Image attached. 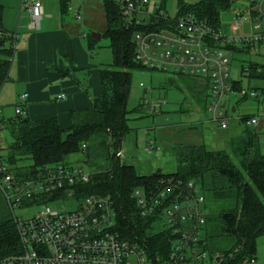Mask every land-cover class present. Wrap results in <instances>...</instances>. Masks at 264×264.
Segmentation results:
<instances>
[{"label":"built area","instance_id":"obj_1","mask_svg":"<svg viewBox=\"0 0 264 264\" xmlns=\"http://www.w3.org/2000/svg\"><path fill=\"white\" fill-rule=\"evenodd\" d=\"M147 4V0H139L137 6L126 3L121 7L123 17L130 21L136 15L140 22L138 16L145 15L140 8ZM155 9L158 11L159 7ZM28 10L29 30H39L44 16L42 3L34 1ZM234 17L231 34H224L208 22L186 14L160 31L139 32L133 37L138 65L192 77L209 89L207 112L210 121L220 130L244 121V118L233 120L230 109L222 105L231 94L243 101L260 99L261 108L246 123L258 128L264 121V88L260 91L243 88L242 80L229 83L230 61L224 56V52L232 51L230 47L249 49L253 44H264V0H249L246 12L236 11ZM261 72L262 68L256 66L254 74ZM242 74L249 81L250 68L242 69ZM237 83L241 86L235 89ZM150 108L156 112L153 102ZM232 111L234 113L235 108ZM14 114L23 117L25 112L16 106ZM158 149L149 141L144 151L152 154ZM115 156L120 159L121 151ZM92 178L93 174L82 168L66 164L44 165L22 177L0 156V192L12 213L11 221L20 246L17 252L1 259L0 264H151L148 253L141 246L122 239L114 231L116 215L111 197L85 195L83 187ZM132 198L142 218L162 221L165 230L171 231L170 253L164 264L224 263L222 257L211 256L201 248L205 198L195 183L167 176L155 184L135 189ZM70 203L72 208L68 207ZM16 208H34L36 212L21 218L14 215ZM252 263L253 260H247L242 264Z\"/></svg>","mask_w":264,"mask_h":264},{"label":"trees","instance_id":"obj_2","mask_svg":"<svg viewBox=\"0 0 264 264\" xmlns=\"http://www.w3.org/2000/svg\"><path fill=\"white\" fill-rule=\"evenodd\" d=\"M69 0H61V10H67ZM107 19L103 37L110 43L111 68L99 70L101 95L92 101L86 111L71 112L72 127L63 139V131L55 118L31 121L15 117L3 120V129L9 132L7 163L22 177L44 165L64 164L66 158L88 149L89 142L97 147L116 150L109 157V169L93 174L92 181L83 187L85 195H109L114 203L115 227L119 236L141 246L149 255L151 264H164L170 253L171 231H154V219L139 215L132 193L135 189L155 184L160 178L174 176L198 184L204 198L219 205L215 216L205 215L204 237L201 248L211 256L217 255L223 264H242L256 260V241L264 235V155L260 151L259 132L246 124L226 140V148L211 150L204 144L186 145L176 152L178 171L149 176L137 173L133 166L122 165L115 154L121 148L126 134L127 98L131 72L143 68L135 62L133 37L139 32L160 31L186 14L208 22L220 29V16L231 9L234 0H198L196 4H178L177 16L171 19L159 11L144 24L137 16L126 21L121 7L128 2L138 5L139 0H102ZM3 9L0 7V89L9 81L14 38L4 30ZM90 49L95 40L90 39ZM232 51L236 47H230ZM256 65H250V79L264 80V72L255 75ZM237 83L234 88H240ZM232 111V110H231ZM229 131V129L224 130ZM230 132V131H229ZM30 159L28 166H17L18 161ZM15 225L10 220L0 222V260L19 250Z\"/></svg>","mask_w":264,"mask_h":264},{"label":"rangeland","instance_id":"obj_3","mask_svg":"<svg viewBox=\"0 0 264 264\" xmlns=\"http://www.w3.org/2000/svg\"><path fill=\"white\" fill-rule=\"evenodd\" d=\"M120 3L122 0H115ZM142 1V0H141ZM148 4L140 9L145 15H139L138 19L146 23L150 16L156 12L163 13L171 19L178 13L180 2L193 5L198 0H147ZM249 0H234L231 9L220 16V30L224 34H231L230 27L233 24L234 12H246ZM159 7L157 11L155 8ZM246 23L244 27L246 28ZM94 55L100 59L102 67L111 68L112 52L109 40L102 37L94 48ZM224 56L230 61V79L232 81L242 80L243 88H264V80L244 78L242 69L256 65L264 72V44H253L249 49L238 47L235 51L224 52ZM142 85V86H140ZM210 91L201 86L194 78L182 75H171L169 73L137 68L131 72L129 81V93L126 104V118L129 132L126 134L121 148L122 156L119 159L122 165L133 166L138 174L149 176L160 171L163 175L175 174L179 165L176 152L186 145L204 144L212 150L225 149L228 136L234 131L240 130L245 123L235 122L229 129L230 132L219 135L216 123L210 121L207 108L210 102ZM153 102L156 112L150 108ZM222 105L230 109L229 113L233 120L254 116L261 108L260 99L239 100L238 95L231 94L226 97ZM8 112L14 111V106L5 107ZM232 108L235 112L232 113ZM4 109V108H3ZM1 112V110H0ZM2 116V114H1ZM15 116V114H14ZM9 121V120H6ZM249 127V125H247ZM252 128V127H251ZM255 129V128H253ZM259 140L264 138V133L259 132ZM68 131L63 132V139ZM149 141L156 143L158 150L147 154L144 149ZM12 138L6 129L0 130V156L7 159L9 146ZM96 142L88 143L87 151H80L66 158L64 164L80 167L86 173L95 174L106 172L109 169V157L116 152L112 148L97 147ZM227 149V148H226ZM30 159L20 160L17 166H28ZM199 187V185L197 184ZM200 188V187H199ZM73 204H68L72 208ZM206 218L215 216L219 211V205L213 200L205 199L202 207ZM34 208H16L14 215L26 218L34 215ZM12 219V213L6 204L4 196L0 192V222ZM165 229L162 221L154 224V231ZM204 235H202V238ZM252 264H264V235L256 241V260Z\"/></svg>","mask_w":264,"mask_h":264},{"label":"crops","instance_id":"obj_4","mask_svg":"<svg viewBox=\"0 0 264 264\" xmlns=\"http://www.w3.org/2000/svg\"><path fill=\"white\" fill-rule=\"evenodd\" d=\"M34 1L0 0L3 28L14 38L9 81L0 89L1 117L15 118L5 107L20 106L31 121L55 118L60 129L69 132L71 112L89 110L101 95L103 63L94 48L107 30L104 5L102 0H69L63 13L61 0H39L44 16L39 30L30 31L28 6ZM91 38L96 43L90 49ZM259 146L264 155V138Z\"/></svg>","mask_w":264,"mask_h":264},{"label":"water","instance_id":"obj_5","mask_svg":"<svg viewBox=\"0 0 264 264\" xmlns=\"http://www.w3.org/2000/svg\"><path fill=\"white\" fill-rule=\"evenodd\" d=\"M93 37L96 38L97 41L100 39V35L99 34H93ZM263 128H264V121H262L260 123V125L257 128V131L260 132ZM158 172H160V171H158Z\"/></svg>","mask_w":264,"mask_h":264}]
</instances>
